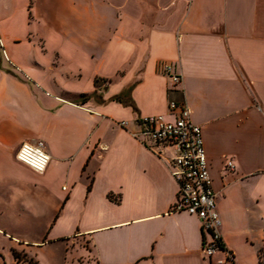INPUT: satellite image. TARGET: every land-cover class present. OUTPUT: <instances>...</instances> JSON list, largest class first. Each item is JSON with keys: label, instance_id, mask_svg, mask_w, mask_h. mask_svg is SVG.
<instances>
[{"label": "crops", "instance_id": "0c3cea01", "mask_svg": "<svg viewBox=\"0 0 264 264\" xmlns=\"http://www.w3.org/2000/svg\"><path fill=\"white\" fill-rule=\"evenodd\" d=\"M171 101L203 129L224 245L212 258L200 219L172 211V149L133 135L143 116L174 120ZM37 140L42 173L17 159ZM0 234L78 245V264H260L264 0H0Z\"/></svg>", "mask_w": 264, "mask_h": 264}, {"label": "built area", "instance_id": "2783aa9c", "mask_svg": "<svg viewBox=\"0 0 264 264\" xmlns=\"http://www.w3.org/2000/svg\"><path fill=\"white\" fill-rule=\"evenodd\" d=\"M163 70L174 85L182 83L183 76L174 64H164ZM169 108L173 111L179 109L174 120H168L164 114L143 116L139 121L140 130L133 135L151 141V148L160 155L165 149H172L170 171L178 185V199L172 211L186 212L200 219L204 232L208 234L203 253L212 258L224 245L222 218L217 209V193L209 170L203 129L192 121L186 101H171ZM17 159L40 173L47 169L51 161L43 140L24 141L18 149ZM226 166L232 169L234 164L229 160Z\"/></svg>", "mask_w": 264, "mask_h": 264}, {"label": "rangeland", "instance_id": "374dc122", "mask_svg": "<svg viewBox=\"0 0 264 264\" xmlns=\"http://www.w3.org/2000/svg\"><path fill=\"white\" fill-rule=\"evenodd\" d=\"M86 83V78L82 79ZM71 100H76L77 95H65ZM14 240L0 234V264H15L13 249L26 252L40 264H78L75 258H79L83 254L85 248L80 246L68 247L65 242H47L45 245L38 247L24 246L23 241H18L13 247ZM26 250H25V248Z\"/></svg>", "mask_w": 264, "mask_h": 264}, {"label": "trees", "instance_id": "16d2710c", "mask_svg": "<svg viewBox=\"0 0 264 264\" xmlns=\"http://www.w3.org/2000/svg\"><path fill=\"white\" fill-rule=\"evenodd\" d=\"M107 82H108L107 79L99 78V77L95 78V85L97 87H100L103 83H107ZM92 95L93 94H90V95L89 94H81L77 98H78L79 102L80 101L85 102ZM113 98L121 101L122 96L118 95V96H114ZM110 197H111V195H110ZM13 254H14V258H15V264H40L33 257H30L26 252H21V251H18L17 249H13ZM258 256H259L260 264H264V246L259 249Z\"/></svg>", "mask_w": 264, "mask_h": 264}]
</instances>
